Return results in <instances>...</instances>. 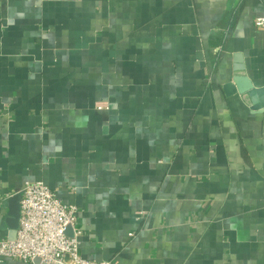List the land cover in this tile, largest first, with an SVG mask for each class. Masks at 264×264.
Here are the masks:
<instances>
[{
  "label": "crops",
  "instance_id": "obj_1",
  "mask_svg": "<svg viewBox=\"0 0 264 264\" xmlns=\"http://www.w3.org/2000/svg\"><path fill=\"white\" fill-rule=\"evenodd\" d=\"M257 18L264 0H0V239L38 181L84 259L264 264ZM240 65L251 92L227 95Z\"/></svg>",
  "mask_w": 264,
  "mask_h": 264
},
{
  "label": "built area",
  "instance_id": "obj_2",
  "mask_svg": "<svg viewBox=\"0 0 264 264\" xmlns=\"http://www.w3.org/2000/svg\"><path fill=\"white\" fill-rule=\"evenodd\" d=\"M264 30V18L254 20ZM97 110L108 109L104 103ZM20 218L14 240L0 239V264L7 260L23 264H116L84 259L79 254L77 210L62 204L55 191L43 182H26L20 191Z\"/></svg>",
  "mask_w": 264,
  "mask_h": 264
},
{
  "label": "water",
  "instance_id": "obj_3",
  "mask_svg": "<svg viewBox=\"0 0 264 264\" xmlns=\"http://www.w3.org/2000/svg\"><path fill=\"white\" fill-rule=\"evenodd\" d=\"M236 71L239 72L235 75V78L232 80L233 84H226L223 88L227 95H232L236 93H245L251 92V88L245 86L243 66H237ZM242 88L244 90H242ZM248 88V89H247ZM21 193L13 196L9 201V211L3 222V227L8 230V239L14 240L16 235V230L18 228V222L20 218V203Z\"/></svg>",
  "mask_w": 264,
  "mask_h": 264
}]
</instances>
